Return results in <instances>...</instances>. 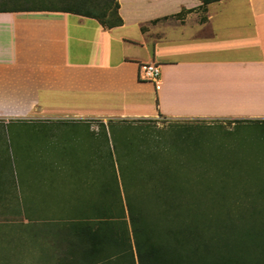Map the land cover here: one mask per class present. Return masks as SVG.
<instances>
[{
	"label": "crops",
	"instance_id": "obj_1",
	"mask_svg": "<svg viewBox=\"0 0 264 264\" xmlns=\"http://www.w3.org/2000/svg\"><path fill=\"white\" fill-rule=\"evenodd\" d=\"M119 15L109 29L68 12L0 8V125L89 143L118 120L264 123V0H119ZM150 63L161 67L157 83L141 79ZM70 181L56 209L35 211H105L82 190L101 192V175Z\"/></svg>",
	"mask_w": 264,
	"mask_h": 264
},
{
	"label": "rangeland",
	"instance_id": "obj_2",
	"mask_svg": "<svg viewBox=\"0 0 264 264\" xmlns=\"http://www.w3.org/2000/svg\"><path fill=\"white\" fill-rule=\"evenodd\" d=\"M81 7L80 0H0V8L20 10ZM52 130L0 125V264H76L79 256L71 249L83 233L109 219L116 229L122 219L130 225L128 204L146 213L175 204L208 213L233 260L247 264L254 258L247 254V235L252 226H264L257 217L264 215V123L118 120L89 143L59 141ZM99 175L101 192L99 183L82 190L85 197L90 190L101 197L104 212H36L56 209L49 206L64 188L69 191L66 185H75L71 179Z\"/></svg>",
	"mask_w": 264,
	"mask_h": 264
},
{
	"label": "trees",
	"instance_id": "obj_3",
	"mask_svg": "<svg viewBox=\"0 0 264 264\" xmlns=\"http://www.w3.org/2000/svg\"><path fill=\"white\" fill-rule=\"evenodd\" d=\"M80 1L83 7L73 11H35L73 13L96 19L109 29L123 24L119 0ZM201 1L206 6L220 0ZM176 206L146 213L134 210L135 206L128 204L130 225L122 219V227L116 229L109 219L99 229L83 233L71 249L79 256L76 264H238L233 260L225 234L216 229L212 216L204 212L177 210L179 207ZM258 216V221H264V215ZM247 238L251 242L247 254L254 257L247 264H264V226H252ZM86 241L90 247L81 243Z\"/></svg>",
	"mask_w": 264,
	"mask_h": 264
},
{
	"label": "built area",
	"instance_id": "obj_4",
	"mask_svg": "<svg viewBox=\"0 0 264 264\" xmlns=\"http://www.w3.org/2000/svg\"><path fill=\"white\" fill-rule=\"evenodd\" d=\"M140 75L145 81L157 83L161 78V67L156 63L145 64L141 67Z\"/></svg>",
	"mask_w": 264,
	"mask_h": 264
}]
</instances>
